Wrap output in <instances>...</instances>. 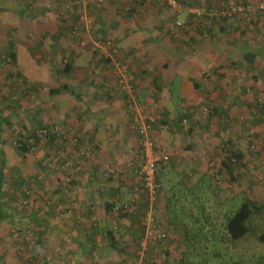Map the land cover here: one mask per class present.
<instances>
[{
    "label": "crops",
    "instance_id": "1",
    "mask_svg": "<svg viewBox=\"0 0 264 264\" xmlns=\"http://www.w3.org/2000/svg\"><path fill=\"white\" fill-rule=\"evenodd\" d=\"M13 1L18 10L1 15L0 50L10 49L27 85L32 115L24 129L42 134L28 157L6 162L0 264H133L148 205L130 201L140 155L131 97L155 148L169 154L157 169L153 206L168 234L149 243L152 264H199L196 237L168 210L197 187L217 194L209 166L225 164L219 138L231 140L238 158L224 165L223 201L240 194L264 201V122L254 104L264 88V15L255 25L230 26L168 12L163 0ZM179 19L184 24L176 26ZM99 38L111 39L132 93L120 86L114 59L94 50ZM205 103L211 113L200 117ZM240 114L248 121L234 128ZM77 161L81 169L68 173L66 163Z\"/></svg>",
    "mask_w": 264,
    "mask_h": 264
},
{
    "label": "rangeland",
    "instance_id": "2",
    "mask_svg": "<svg viewBox=\"0 0 264 264\" xmlns=\"http://www.w3.org/2000/svg\"><path fill=\"white\" fill-rule=\"evenodd\" d=\"M185 3L196 2L197 3H205L210 5H219L222 2L227 0H180ZM188 1V2H187ZM251 2H256L258 0H249ZM190 7H194L191 5H187ZM13 11L17 9V4L15 1H8V0H0V22L2 20L1 15L6 14L8 11L7 9ZM165 8L168 12L172 10L175 14V10L170 8L169 6L165 5ZM18 10V9H17ZM178 12V11H177ZM185 13V11H183ZM13 14H15L13 12ZM264 13L259 15H255L256 19L250 22L243 20L242 17H231L226 21L230 26L241 25L245 22L246 25H255L254 22L260 19V16H263ZM220 22V17H214ZM239 18V19H238ZM220 19V20H219ZM180 20V19H179ZM183 21V20H181ZM176 22V21H175ZM225 22V20H224ZM175 24V23H174ZM184 24V23H183ZM182 24V25H183ZM1 25V23H0ZM170 27V26H169ZM171 29V27H170ZM12 31L14 29H11ZM78 35V34H75ZM103 38H99L94 40L96 41H103ZM106 40H111L106 38ZM113 45L109 50H102L100 48L94 47V50H99L102 55H106L108 58H113L114 62H123L121 57H115V52L113 51ZM10 49L0 50V115L5 118V122L7 126L2 133V147L4 148L6 162L10 161V157L21 155L23 157H28L32 151L31 144L32 141H26L28 147L23 148L22 144L24 141L20 139L19 134L24 132L25 127L30 126L31 121V113L29 112V93L27 92V85L24 84L22 79V74H16L14 68L13 57L11 56ZM114 66V64H113ZM29 90V88H28ZM254 104L262 109L261 116H263L264 122V88L258 89L255 92V100ZM204 105L210 107L211 105L205 103ZM201 108V107H200ZM211 108V107H210ZM25 111V112H24ZM211 113V112H210ZM209 113V114H210ZM209 114L207 116H209ZM248 115V114H246ZM246 115L240 114L237 118V121H233L234 128L236 127V123L245 124L248 120ZM249 116V115H248ZM182 120L186 121V118ZM232 125V124H231ZM27 129V128H26ZM249 130V129H248ZM247 131V130H246ZM248 135H251L253 131H247ZM42 134V133H41ZM250 142L252 138L249 137ZM249 139H245L249 141ZM231 140L223 136V138H219V154L220 161L225 164H234L236 162H231L226 158L222 157V148L225 146H230ZM251 150L255 149V145L253 141L249 145ZM34 151V150H33ZM235 152V151H234ZM237 153L235 152L234 155ZM236 157V156H235ZM210 173H213L215 176H212L214 179V187L218 188L217 194H214L213 197H210L207 194V191L204 189L194 188L193 192H188L186 194L181 195V199H178L176 202H171L169 205L168 214L170 217H174L175 220L180 221L181 223L186 226V230L191 235L193 234L196 237V243L198 251L195 252L196 260L199 264H264V201L258 202L262 205V209L260 211L255 212L251 215L249 220V232L241 239L231 242L221 240L219 237V232L221 231V224L223 223V219L226 215H230L234 210L238 208V206L244 201L246 197L245 194H240L234 199L223 201L224 195L221 194V189L225 187L227 183V176L225 175V164L216 165V162L210 161ZM214 163V164H213ZM249 170H253L254 168L251 166H247ZM249 170L247 169L248 173ZM230 184L233 183V180H229ZM231 187H234L231 185ZM29 194H25L23 200L27 198ZM30 196V195H29ZM264 198V197H263ZM191 199V205L188 203L187 200ZM214 199V206L210 205L211 200L213 204ZM22 200V201H23ZM222 202V203H221ZM23 203V202H22ZM21 203V204H22ZM173 203V204H172ZM24 205V206H23ZM23 207L18 205L19 211L26 212L28 210V204L25 205L23 203ZM187 205L190 206L189 210H187ZM206 206H209L205 208ZM28 207V208H27ZM212 207V209H211ZM208 209V211L206 210ZM173 219V220H174ZM158 221V220H157ZM163 230L166 232L167 227L162 222H158ZM179 232H182L184 229L182 227H178ZM27 230L26 227L23 228ZM213 230L212 232L215 235L213 240L210 241H201L204 239L203 234L209 236L210 238L213 237V234H209V231ZM201 244L206 245L209 248L208 251L201 250ZM68 261H66L67 263ZM69 264H73L72 262H68Z\"/></svg>",
    "mask_w": 264,
    "mask_h": 264
},
{
    "label": "built area",
    "instance_id": "3",
    "mask_svg": "<svg viewBox=\"0 0 264 264\" xmlns=\"http://www.w3.org/2000/svg\"><path fill=\"white\" fill-rule=\"evenodd\" d=\"M164 3L175 11L193 14L195 16H208V17H242L243 20L250 22L255 20V15L264 13V0H258L256 2L246 1L241 2L239 0H227L219 7H206V6H184L179 0H163ZM75 4L84 3V0H73ZM88 22V20H84ZM184 21L176 20L175 25L180 26ZM76 32V31H75ZM95 47L102 50H110L112 47L111 40L104 39L103 41H96ZM114 69L118 76H120L119 84L123 89H128L133 92L132 87L125 80L127 73V67L122 63L115 61ZM130 106L133 114V120L139 125V158L136 161L134 171L139 178V183L135 184L132 189L130 201L138 202L143 199L148 205L147 210L144 213L145 228L142 240L140 242V248L137 252V257L133 264H152L155 258L152 256L148 247L149 243L158 242L164 240L167 237L168 232L163 230L162 226L158 223L155 217L153 206L160 193V184L157 179L158 167L165 165L169 161V154L155 148L153 140L150 138L148 129L149 124L144 122L141 116V109L135 104L133 97L130 98ZM211 112V108L206 105H201L200 117H206ZM185 122V120H183ZM85 152H82L84 154ZM222 157L234 162L236 160L235 153L232 152L229 146L222 148ZM66 170L72 174L81 169V163L67 162ZM124 209L128 208V205L123 206ZM47 261L49 259H46ZM64 264H69L68 262Z\"/></svg>",
    "mask_w": 264,
    "mask_h": 264
},
{
    "label": "trees",
    "instance_id": "4",
    "mask_svg": "<svg viewBox=\"0 0 264 264\" xmlns=\"http://www.w3.org/2000/svg\"><path fill=\"white\" fill-rule=\"evenodd\" d=\"M180 1V0H179ZM241 2H246L249 0H239ZM183 5H191V6H206V7H219L222 4H224L225 2L220 3L219 5H208L205 3H197L196 2H191L189 3H185L183 1H180ZM188 2V1H187ZM193 15V14H192ZM196 18H200L199 16H195ZM201 17H206V18H211L208 16H201ZM236 17V16H235ZM214 18V17H212ZM221 18V17H220ZM222 20H227L229 18H221ZM11 56L13 57V54L11 53ZM7 126V123L5 122V118L3 116L0 115V222L5 220L8 217V214L5 212L2 203H1V197H2V186L5 180V176H6V155H5V151L4 148L2 147V133L4 132L5 127ZM40 129H43L40 128ZM39 129V130H40ZM41 132L42 130L38 131V130H29V129H24L23 133H20V139H22L24 141V143L22 144V147L26 149V147H28L26 141L31 140L32 144L31 146H36L37 144H39L40 140H41ZM230 147V146H229ZM232 152H234L233 147H230ZM236 156V160L234 162H237L238 158H237V154ZM232 162V161H231ZM260 209H262V205L259 204L258 202H256L255 200L251 199L248 195H246V197L244 198V201L238 206V208L236 210H234L230 215H226L223 219V223L221 224V231L218 233L219 237L221 240H225V241H237L241 238H243L248 232H249V220L250 217L253 213L260 211ZM213 230H211L210 232H212ZM214 234V233H213Z\"/></svg>",
    "mask_w": 264,
    "mask_h": 264
}]
</instances>
